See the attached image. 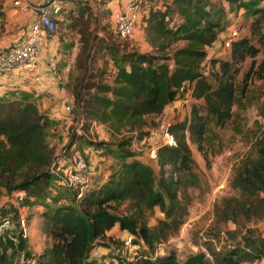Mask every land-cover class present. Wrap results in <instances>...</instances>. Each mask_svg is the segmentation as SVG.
Segmentation results:
<instances>
[{
  "label": "trees",
  "instance_id": "1",
  "mask_svg": "<svg viewBox=\"0 0 264 264\" xmlns=\"http://www.w3.org/2000/svg\"><path fill=\"white\" fill-rule=\"evenodd\" d=\"M226 1L247 11L254 9V13L264 17V8L258 7L261 0ZM162 5L163 8L151 5L140 18L146 38L152 43V51L139 52L131 48L121 52L120 46L107 45L105 49L113 63L111 81L98 80L84 85L77 80L71 85L74 107L68 131L73 134L74 124L82 115L85 118L83 133L77 141L86 139L93 121L106 125L111 135L128 136L118 145L120 168L107 180L94 186L79 201L65 187L70 201L59 199L62 202L46 214L53 244L37 256V264H84L92 245H107L103 239L113 240L106 248L113 245L122 248L123 238H112L115 227L130 235L134 245L144 243L153 248L156 240L153 228L135 214L120 215L110 206L130 200L137 206V213H141L142 204L148 208L158 206L164 211L168 203L177 201L182 177L192 174L193 159L187 138L199 148L208 118L214 117L216 123L222 125L232 116L231 107L237 100L233 81H219L213 88L202 70V62L208 55L205 48L217 40L223 10L213 7L208 0H164ZM178 41H183L184 45L175 48L171 54H162ZM90 50L82 38L76 58V67L80 71L89 60ZM230 50L231 57L240 52L241 58L244 57L242 50H249L251 54L258 51L248 46L246 39L234 40ZM226 66L228 62H222V67ZM250 73L264 81V58L255 67H250L244 80ZM187 83H193L192 96L204 100L207 114L203 116L194 109L190 119L171 127L176 145H162L157 149L153 158L159 167L157 178L152 166L132 152L131 146L136 138H145L157 126L159 119L151 127L148 118H160L166 107L178 99ZM244 92L245 83L241 89V93ZM47 125L48 120L34 102L0 97V196L22 192L24 197L19 205H28L49 190L54 177V149L46 139ZM86 140L102 154L107 149L105 143ZM257 153L258 159L246 164L239 174L241 192L247 198L246 205L238 207L236 212L243 214L245 222L254 223L264 220V142ZM168 165L178 171L176 176L172 173L165 176L164 169ZM234 211L231 210V220L240 225ZM24 247L21 232L18 236L3 233L0 236V264H13L10 252L16 253ZM263 249L264 246L258 248L256 257L264 255ZM240 253L239 248H234L221 259L222 264H240ZM115 257L120 264H207L204 252L192 254L183 262L178 261L174 252L156 258L136 254L133 260L120 255Z\"/></svg>",
  "mask_w": 264,
  "mask_h": 264
},
{
  "label": "rangeland",
  "instance_id": "2",
  "mask_svg": "<svg viewBox=\"0 0 264 264\" xmlns=\"http://www.w3.org/2000/svg\"><path fill=\"white\" fill-rule=\"evenodd\" d=\"M108 1L74 0L73 14L69 13V20L59 24V39L63 40L65 37L70 44L78 43L80 49L84 38L87 46L91 48L89 60L86 61L82 71L76 67L75 61V68L70 75L69 89L77 80L84 85L98 80L106 83L111 81L113 63L108 49H105L107 45H118L121 52L131 48L139 52H150L153 49L152 43L146 38L141 20L129 38L117 37L113 27L114 18L105 7ZM140 1L144 13L151 5L154 8L155 6L163 8L164 0ZM208 1L213 7L222 9L224 13L219 20L217 40L213 43V50H209L208 57L202 62V70L207 74V79L213 88L217 87L219 81L229 79L233 81L237 100L231 107L232 116L222 125L216 123L214 117L208 118L205 137L199 148L187 138L193 159L192 174L182 177L177 201L168 203L167 200L168 204L164 211L158 206L148 208L142 204L141 213H137V206L130 200L110 206L111 210L120 215L135 214L139 220L153 228L156 231L153 248H148L144 243H140L139 246L133 244L126 248H116L115 245L106 248L113 240L103 239L107 245L100 243L92 245L84 259V264H98L116 255L126 260H133L136 254L156 258L169 252H174L180 262L185 261L192 254L204 252L207 264H222L221 259L234 248L240 249V264H264V255L256 257L258 248L264 246V220H258L256 223L245 222L243 214L236 213L238 207L246 205L247 198V195L241 192L239 174L246 164L258 159L257 149L264 142V81L256 78L252 73L247 80H244L250 67H255L264 58V17L260 13H254V9L247 11L228 4L226 0ZM2 2L3 0H0V15L3 9ZM258 7L264 8V0L259 2ZM234 26L238 29L236 40L246 39L248 46L258 49L257 53L251 54L249 50H242L244 57L241 58L240 52L235 57H231V47L221 51L222 41L228 37ZM183 45V41L175 42L162 54H171L175 48ZM205 50L207 51L206 48ZM224 61L228 62L225 68L222 67ZM244 83L245 92L241 93ZM192 87L193 83H187L178 99L168 105L164 111L177 124L190 119L194 109L203 116L207 114L204 100L192 96L190 92ZM148 119L153 127V123L155 124L160 118ZM69 131L65 140L62 137L60 143L72 140L76 150L83 152L84 149H89L86 157L93 167L91 180L93 185L98 187L112 172L120 168L118 145L128 135L125 137L111 135L106 125L98 123L91 132L86 133V139L95 144L105 143L107 149L102 154L96 153V149L90 147L86 139L77 141L81 135L72 132L75 137ZM148 137L149 135L141 140L136 138L131 150L142 161L152 166L158 178L159 167L154 157L149 154ZM91 152L96 156V160H91ZM101 156H105L106 160L103 161ZM164 170L165 176L170 173L173 176L178 174V171L170 165ZM59 174L54 175L50 181L49 190L42 193L37 201H32L28 205L17 204L6 193L0 196V219L7 217L10 220V228L6 232L15 236L21 232L25 239L23 250L10 252L13 264H37V256L52 246L53 238L46 214L61 203V200L70 201L67 198V189L61 181L62 176ZM232 209L236 210L234 214L240 225H236L231 220ZM21 216L25 218V229L19 224ZM111 234L112 238H124L128 235L126 232H121L118 227H115Z\"/></svg>",
  "mask_w": 264,
  "mask_h": 264
},
{
  "label": "built area",
  "instance_id": "3",
  "mask_svg": "<svg viewBox=\"0 0 264 264\" xmlns=\"http://www.w3.org/2000/svg\"><path fill=\"white\" fill-rule=\"evenodd\" d=\"M12 7L22 13L32 11L36 14L35 20L28 29L25 40L18 45H13L0 51V73H10L15 70L32 71L37 64L40 53L44 50L46 41L52 39L57 31V17L65 10L66 0H10ZM145 14L140 0H130L114 18V32L123 39L129 38L142 15ZM238 37L237 26H234L228 35L222 41L221 51L229 49L231 43ZM213 44L206 46L207 54L213 50ZM208 57V55H207ZM191 92V91H190ZM66 114L71 121L72 108L69 105L64 106ZM85 118L82 115L74 124L73 132L81 135ZM176 122L164 114L158 120V124L150 131V150L149 154L155 157L156 151L162 145H176V140L171 132V127ZM98 123L93 121L92 128ZM69 128V127H68ZM52 172L54 175H61L66 188L73 192L75 200H81L84 195L94 187L91 175L93 171L92 164L86 157V151L76 150L73 142L54 144L53 146ZM96 153H101L96 150ZM103 161L105 156H101ZM13 199L19 204L24 194L22 192L11 194ZM67 200L64 199L63 202ZM19 224L25 229L26 222L24 217H20ZM10 228V220L5 217L0 219V236ZM133 245L131 236L126 235L123 238V247ZM100 264H120L115 256L104 260Z\"/></svg>",
  "mask_w": 264,
  "mask_h": 264
},
{
  "label": "crops",
  "instance_id": "4",
  "mask_svg": "<svg viewBox=\"0 0 264 264\" xmlns=\"http://www.w3.org/2000/svg\"><path fill=\"white\" fill-rule=\"evenodd\" d=\"M73 1L66 0L65 10L57 17L56 34L52 39L46 41L45 48L40 53L36 67L32 71L15 70L10 73H0V97L14 98L22 102H34L38 111L48 120L45 134L46 139L51 140L49 142L51 146L59 144L61 138L63 137L65 140L68 135L71 121L64 106L69 105L72 109L74 107L69 86L79 44L75 42L70 44L65 37L63 40L58 38L60 22H67L69 13L73 14ZM129 1L109 0L105 7L109 10L110 16L115 18V15ZM2 5L0 51L21 44L36 18V14L32 11L22 13L15 10L10 0H3ZM90 157L91 160L97 159L92 152Z\"/></svg>",
  "mask_w": 264,
  "mask_h": 264
}]
</instances>
